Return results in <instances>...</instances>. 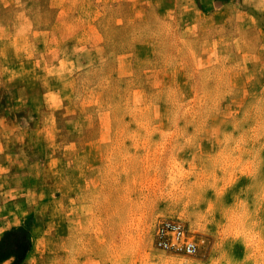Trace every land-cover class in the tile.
I'll use <instances>...</instances> for the list:
<instances>
[{
    "label": "rangeland",
    "instance_id": "rangeland-1",
    "mask_svg": "<svg viewBox=\"0 0 264 264\" xmlns=\"http://www.w3.org/2000/svg\"><path fill=\"white\" fill-rule=\"evenodd\" d=\"M262 90L264 0H0V240L29 233L22 264H207ZM169 221L195 255L157 247Z\"/></svg>",
    "mask_w": 264,
    "mask_h": 264
},
{
    "label": "clouds",
    "instance_id": "clouds-1",
    "mask_svg": "<svg viewBox=\"0 0 264 264\" xmlns=\"http://www.w3.org/2000/svg\"><path fill=\"white\" fill-rule=\"evenodd\" d=\"M238 125L247 145L245 163L249 171L243 186L245 195L234 194L227 207L240 217V222L235 228H223L217 233L207 264H264V220L260 218L264 211V90L253 95ZM196 219L199 222V215ZM237 244L244 249L242 257L234 255Z\"/></svg>",
    "mask_w": 264,
    "mask_h": 264
},
{
    "label": "trees",
    "instance_id": "trees-1",
    "mask_svg": "<svg viewBox=\"0 0 264 264\" xmlns=\"http://www.w3.org/2000/svg\"><path fill=\"white\" fill-rule=\"evenodd\" d=\"M33 247L27 231L21 228L6 231L0 240V264H22Z\"/></svg>",
    "mask_w": 264,
    "mask_h": 264
},
{
    "label": "built area",
    "instance_id": "built-area-1",
    "mask_svg": "<svg viewBox=\"0 0 264 264\" xmlns=\"http://www.w3.org/2000/svg\"><path fill=\"white\" fill-rule=\"evenodd\" d=\"M156 245L163 250H174L186 255H195L198 245L187 238L184 228L172 221L164 223L157 230Z\"/></svg>",
    "mask_w": 264,
    "mask_h": 264
}]
</instances>
